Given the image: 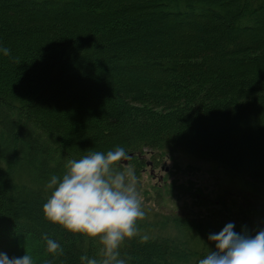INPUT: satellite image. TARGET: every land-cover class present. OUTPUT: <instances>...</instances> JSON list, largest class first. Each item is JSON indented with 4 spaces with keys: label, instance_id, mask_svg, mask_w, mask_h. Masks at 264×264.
I'll use <instances>...</instances> for the list:
<instances>
[{
    "label": "trees",
    "instance_id": "16d2710c",
    "mask_svg": "<svg viewBox=\"0 0 264 264\" xmlns=\"http://www.w3.org/2000/svg\"><path fill=\"white\" fill-rule=\"evenodd\" d=\"M0 43L11 49L0 55V252L10 258H52L42 233L63 247L53 264L99 258L97 238L42 211L51 174L91 150L123 146L140 173L146 150L179 148L264 187V0H0ZM251 206L218 209L255 234L264 208ZM137 226L119 248L129 264H198L220 231L178 214Z\"/></svg>",
    "mask_w": 264,
    "mask_h": 264
},
{
    "label": "clouds",
    "instance_id": "9594fccd",
    "mask_svg": "<svg viewBox=\"0 0 264 264\" xmlns=\"http://www.w3.org/2000/svg\"><path fill=\"white\" fill-rule=\"evenodd\" d=\"M0 55L11 56V49L0 43ZM126 158V148L120 145L91 150L69 159L63 174H51L47 182L51 193L42 205L45 218L72 233L97 238L102 246L99 258L81 255L82 264H129L120 258L119 248L137 234V221L145 212L134 168L119 166ZM42 239L46 251L54 254L43 264H53L63 247L48 233H42ZM208 239L214 250L210 248L198 264H264V228L255 234L238 232L235 222L229 221L219 232L209 233ZM0 264H34V260L26 252L11 258L0 252Z\"/></svg>",
    "mask_w": 264,
    "mask_h": 264
},
{
    "label": "rangeland",
    "instance_id": "374dc122",
    "mask_svg": "<svg viewBox=\"0 0 264 264\" xmlns=\"http://www.w3.org/2000/svg\"><path fill=\"white\" fill-rule=\"evenodd\" d=\"M143 158L145 164L140 173L127 158L120 161L119 166L134 168L144 217L148 219L160 220L178 214L190 221L210 222L221 230L227 222L234 221L221 216L222 210L218 207L222 203L232 204V209L239 210V214L244 207L249 208L254 203L264 208V187L231 173L213 160L179 148L146 150ZM154 159L158 160L154 167L156 175L151 174L148 163ZM253 210L257 212L255 208Z\"/></svg>",
    "mask_w": 264,
    "mask_h": 264
},
{
    "label": "flooded vegetation",
    "instance_id": "af4514ba",
    "mask_svg": "<svg viewBox=\"0 0 264 264\" xmlns=\"http://www.w3.org/2000/svg\"><path fill=\"white\" fill-rule=\"evenodd\" d=\"M148 163H149L150 168H151V174L156 175L154 167L158 163V160L154 159L153 161L151 160V162H148Z\"/></svg>",
    "mask_w": 264,
    "mask_h": 264
}]
</instances>
